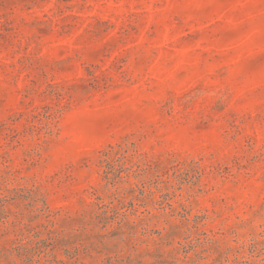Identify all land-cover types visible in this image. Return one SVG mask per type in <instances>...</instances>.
<instances>
[{
  "label": "rangeland",
  "instance_id": "374dc122",
  "mask_svg": "<svg viewBox=\"0 0 264 264\" xmlns=\"http://www.w3.org/2000/svg\"><path fill=\"white\" fill-rule=\"evenodd\" d=\"M0 264H264V0H0Z\"/></svg>",
  "mask_w": 264,
  "mask_h": 264
}]
</instances>
